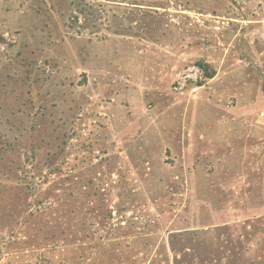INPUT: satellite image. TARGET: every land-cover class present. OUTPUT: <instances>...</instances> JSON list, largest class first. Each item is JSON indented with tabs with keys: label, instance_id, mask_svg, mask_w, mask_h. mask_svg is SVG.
<instances>
[{
	"label": "rangeland",
	"instance_id": "1",
	"mask_svg": "<svg viewBox=\"0 0 264 264\" xmlns=\"http://www.w3.org/2000/svg\"><path fill=\"white\" fill-rule=\"evenodd\" d=\"M0 264H264V0H0Z\"/></svg>",
	"mask_w": 264,
	"mask_h": 264
}]
</instances>
